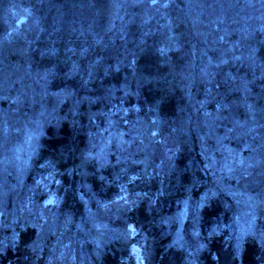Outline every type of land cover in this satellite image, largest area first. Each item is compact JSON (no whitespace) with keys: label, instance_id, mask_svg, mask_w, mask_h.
<instances>
[{"label":"trees","instance_id":"16d2710c","mask_svg":"<svg viewBox=\"0 0 264 264\" xmlns=\"http://www.w3.org/2000/svg\"><path fill=\"white\" fill-rule=\"evenodd\" d=\"M0 264H264V0H0Z\"/></svg>","mask_w":264,"mask_h":264}]
</instances>
